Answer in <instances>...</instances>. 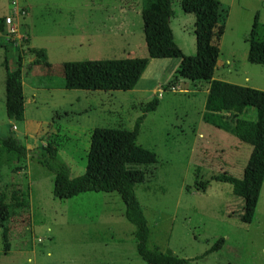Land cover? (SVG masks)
I'll use <instances>...</instances> for the list:
<instances>
[{
	"label": "rangeland",
	"instance_id": "rangeland-1",
	"mask_svg": "<svg viewBox=\"0 0 264 264\" xmlns=\"http://www.w3.org/2000/svg\"><path fill=\"white\" fill-rule=\"evenodd\" d=\"M29 1L37 6V23L60 24V29L58 24L54 28L37 24L34 32L57 30L63 40L71 42L57 51L49 47L50 68L33 64L35 59L25 49L24 6ZM140 1L0 0V18L8 14L5 18L11 21L6 24L4 19L0 31V138L12 130L27 150L24 158L4 155L0 168V190L6 194L10 211V248L5 253L0 239V264H145L136 254L134 227L123 216L119 196L83 193L68 200L53 198V176L37 164L34 151L48 144L56 148L70 177H77L84 172L93 129L130 130L153 97L158 105L146 114L136 143L153 152L157 164L131 167L145 174V182L135 187V196L149 229V247L192 259L223 239L220 250L190 264H264V179L250 224L240 222L242 200L232 194L230 185L216 179L223 173L240 179L251 146L202 123L207 84L179 79L178 59L148 58ZM217 1L223 17L215 37L220 54L215 77L245 83L242 79L247 74L248 85L264 91V67L246 61L254 21L264 35V0ZM171 2L174 41L184 55L192 56L194 17L181 10L180 0ZM119 5L130 6V12L123 15L126 25L109 29V23H101V7ZM12 11L18 17H12ZM107 13L111 19L122 16ZM42 40L43 35L35 39L38 48ZM125 58L148 59L136 90V86L126 92L64 88L62 63ZM18 59L31 66L22 69L26 83L54 88L49 91L44 86L31 94L34 102L26 105L29 131L25 133L19 123L8 124L1 104L3 65L6 61L15 66ZM26 94L30 95L27 87ZM225 109L226 116L256 120L252 108ZM12 194L20 206L14 204Z\"/></svg>",
	"mask_w": 264,
	"mask_h": 264
},
{
	"label": "trees",
	"instance_id": "trees-1",
	"mask_svg": "<svg viewBox=\"0 0 264 264\" xmlns=\"http://www.w3.org/2000/svg\"><path fill=\"white\" fill-rule=\"evenodd\" d=\"M181 10L194 17L195 54L186 56L176 45L170 28L174 16L171 0H141L140 16L142 31L149 59H178L177 76L191 82L208 84L201 121L203 124L229 134L251 146V152L237 179L228 174H220L217 181L230 185L232 194L242 200L240 222L250 224L257 206L264 179V91L213 79L219 57L216 42L217 28L221 16L217 0H180ZM0 18V31L4 28ZM254 21L249 37L246 61L251 65L264 67V35ZM35 57L33 64L41 63L50 68L43 50H31ZM148 65L147 58H125L99 61L65 62L61 72L66 90L82 91H132ZM5 115L12 123L23 121V93L21 61L9 68L5 61ZM225 101L252 108L256 120L240 118L236 114H224ZM158 99L153 97L144 105L130 130L120 128L93 129L84 172L70 177L68 167L58 159L56 148L46 145L35 150L37 164L49 171L52 178V196L58 200H68L83 193H116L124 207L123 216L134 227L135 251L145 264H190L220 250L223 239L200 256L183 259L170 251L163 252L158 247H149V229L142 209L135 196V187L145 182V174L132 166L157 164L155 154L137 145L136 140L146 114L155 111ZM26 148L14 134L0 138V168L3 157L24 158ZM9 160V159H7ZM11 199L20 206L19 199L12 194ZM6 194L0 190V239L5 253L9 251L10 218Z\"/></svg>",
	"mask_w": 264,
	"mask_h": 264
},
{
	"label": "crops",
	"instance_id": "crops-1",
	"mask_svg": "<svg viewBox=\"0 0 264 264\" xmlns=\"http://www.w3.org/2000/svg\"><path fill=\"white\" fill-rule=\"evenodd\" d=\"M129 7L130 6H127V5H119L117 7H111V8H109V6L108 7H101V9H102L101 13H103V15H104L102 17L103 21L101 23L102 24L109 23V25H110L108 27L109 29L117 28L118 26H120V29H123L125 27V25H126V21L123 19V15H124L125 12H128V13L130 12L131 9ZM36 8H37V6L35 4H33V3H31L30 1H29V3L26 4V6H24V9L26 11V16L24 18V20L26 19L25 20V27H24V29H25V37H26V41H25L26 47H25V49L29 53H30L31 50H38V49L39 50L40 49L43 50L45 52L46 59H47V62H48V54H49L50 48L57 51V48H62L64 46L71 45V42L63 40V38H62L63 36L59 35L57 30L50 31V32H43L42 34L34 32V30H36V26L35 25H37V24L43 25L46 28H48V27L49 28H54L59 23V22L55 23V21H53V25L52 26L45 25L43 22H38L37 23V21L35 20V10H36ZM75 11L76 10H71V12H75ZM107 12H110V14L114 13V16L116 14L118 16H121V15L122 16L120 18L117 17L115 19H111L110 18L111 15H109ZM13 13H14V11H12V16H14ZM5 16H8V14L5 15ZM170 22H171V20H170ZM70 24H72V23L70 22ZM57 26L60 29V24H58ZM55 31L57 33L54 34ZM81 34L82 33H79V37H81L80 40L81 41H85L86 40L85 37H82ZM42 35H43V40H42V44H41L42 46L38 48L35 45V39H37L38 37H42ZM32 57H33L32 59H35L34 56H32ZM219 58H220V54H219V57H218V60H217L216 66H215L214 74H213V79H216V80H219V79H217L215 77L216 67L218 65ZM29 63H31V59L29 60ZM50 66H51V64H50ZM3 67H4V65H3ZM8 67L9 68H14V66H12V65H10ZM23 68L29 70V69H31V66L27 62L22 61L21 62V73H22V69ZM34 79H37V81H39L41 79V77L40 78L39 77H34ZM179 79H181V78H179ZM4 80H5V67H4V74H3V77H2L3 90H2V94H1V104H2V107H3V112L5 114ZM242 80H243V82L245 81V83H236V82H229V83L240 85V86H246V87H250V88H253V89H257L258 88L257 86H254V85H248V82H249L250 79L248 78L247 74H244ZM221 81H224V80H221ZM226 82H228V81H226ZM30 83L29 82L26 83V79H24V75L22 74V93H23L24 116H23V121L20 122L19 125H22L24 133L29 131V128H28L29 123H28V120H27V117H26L27 116V114H26V105L34 102V99H32L31 94L39 91V89H45L44 86H46V88L49 91L54 90V88H52L48 84H44L42 86V85H38L36 82H33L32 84H30ZM63 85H64V80H63ZM26 87L29 89V92H30V95L28 97H27V94H26ZM194 87H196V86H194ZM137 88H138V86H136V88L134 90H136ZM141 88L144 89V87H141ZM207 88H208V84L206 85V89H205V91L203 93L204 96H203V102H202V106H201L202 107V109H201L202 112H203L204 102H205V98H206V94H207ZM154 89H155V87L152 90H154ZM223 106L227 107L228 110L236 109V110L245 111V108H242L243 106H241L239 104H236V103L228 102V101H225L223 103ZM202 112H201V114H202ZM227 112L228 111L224 110V114L225 115L227 114ZM200 120H201V117H200ZM7 122H8V124L11 125V127L14 125V123L10 122L8 119H7ZM45 124L46 123H42V125H45ZM11 133H12V130H11ZM33 139H34V141L37 140L35 138H33Z\"/></svg>",
	"mask_w": 264,
	"mask_h": 264
},
{
	"label": "built area",
	"instance_id": "built-area-1",
	"mask_svg": "<svg viewBox=\"0 0 264 264\" xmlns=\"http://www.w3.org/2000/svg\"><path fill=\"white\" fill-rule=\"evenodd\" d=\"M19 12H20V10H19ZM20 14H21V15H24V12H23V11H21V12H20ZM14 16H15V17H18V12H17V13H16V15H14ZM12 17H13V16H12ZM5 23H6V24H10V23H11V21H10V18H9V17H6V18H5ZM14 31H15V30H14V29H12L10 32H11V33H14Z\"/></svg>",
	"mask_w": 264,
	"mask_h": 264
}]
</instances>
